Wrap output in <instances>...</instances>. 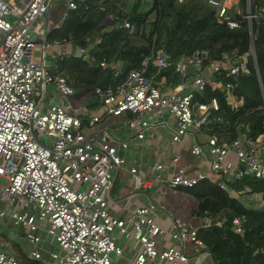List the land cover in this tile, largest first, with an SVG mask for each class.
I'll use <instances>...</instances> for the list:
<instances>
[{
	"label": "built area",
	"instance_id": "2783aa9c",
	"mask_svg": "<svg viewBox=\"0 0 264 264\" xmlns=\"http://www.w3.org/2000/svg\"><path fill=\"white\" fill-rule=\"evenodd\" d=\"M55 1L0 0V178L7 181L0 184V234L8 220L20 225L32 246L27 258L36 264H150L152 260L203 264L181 247L185 240L201 246L197 228L173 220L169 230L163 229L151 217L157 211L151 203L135 207L124 217L110 210L113 171L122 168L126 151L131 145L137 147L136 142L132 138L115 139L107 128L87 137L81 132L83 117L70 113L68 101L65 105H44L50 84L64 99L75 92L65 77L49 68L47 34L40 35L39 42L32 35L34 24L46 18ZM85 1L64 0L61 23L68 11ZM206 3L215 10L217 22L230 29L239 28L244 20L250 27L253 20L264 16L260 11H251L250 0H245L244 8L239 0ZM121 26L132 28L127 18L122 19ZM99 42L100 38L96 43ZM249 54L253 56L252 50L218 62L209 57L208 49L197 48L190 55L170 60L162 48H157L119 82L94 88L101 113L91 115L87 123L92 126L104 117L130 112L132 116L126 123L135 131V138L142 139L144 131L152 126L145 114L153 111L159 116L166 111L175 120L173 142H181L189 131L206 137L205 148L193 142L189 151L195 158L207 159V171L190 175L188 169L193 163L187 162L165 177L163 164L155 162L149 166L152 177L146 178L134 166L129 172L136 188L157 183L163 193L166 188L190 187L206 179L229 192L227 181L244 176L264 179V135L252 139L240 132L234 138L218 137L211 132L212 122L220 120L214 117L219 108L217 99L193 100L195 93L210 83L221 87L231 108L240 106L242 98L232 93L234 85L213 82L204 70L208 69L210 75L247 74L245 59ZM100 66H105V61ZM150 66L156 72L174 67L179 83L164 89L155 80L154 72L149 73ZM117 74L118 71L114 73ZM188 77L192 89L183 91ZM261 89L264 99V88ZM178 159L175 154L172 161ZM260 208L264 211V197ZM224 220L205 214L200 227L220 225ZM231 224L235 232L241 233L243 216H234ZM42 233L54 239L61 254L44 250L47 256L44 255ZM165 234L178 245H163L161 236ZM120 237L132 238L139 245L134 257L124 263L115 261L122 255ZM0 264L21 263L0 250Z\"/></svg>",
	"mask_w": 264,
	"mask_h": 264
},
{
	"label": "trees",
	"instance_id": "16d2710c",
	"mask_svg": "<svg viewBox=\"0 0 264 264\" xmlns=\"http://www.w3.org/2000/svg\"><path fill=\"white\" fill-rule=\"evenodd\" d=\"M245 7V0H239ZM121 0H86L77 9L67 12L62 23L52 29L48 42L70 41L72 46L84 49L81 54L67 53L48 59L50 70L67 79L76 95H90L96 86L104 87L119 82L131 68H137L157 48H162L170 60L190 55L197 48L209 50L215 61L238 58L250 52L254 57L245 59L249 73L237 76L210 75L213 82L232 83V93L242 98V104L231 108L220 86L207 84L202 92H196L194 101H208L215 97L219 108L212 122V133L218 137L234 138L240 132L254 139L264 135V16L253 20L250 27L244 20L237 29L218 23L215 10L206 0H151L150 4L135 2L122 10ZM250 9L264 15V0H250ZM114 12L113 20L103 23L107 13ZM151 17H153L151 19ZM127 18L131 29L121 26ZM252 32V38L251 33ZM96 33L99 43L90 44L86 35ZM105 61V66L100 62ZM255 65L258 69L256 73ZM118 74L114 75L115 69ZM155 80L161 78L171 88L179 83L174 67L157 71L151 66ZM231 192L221 189L217 183L203 179L182 189L195 198L193 214L203 217H224L220 225L200 227L197 237L199 249L208 253L214 264H264V211L251 200L244 202L240 196L260 194L264 197V179L244 176L227 182ZM237 196L236 198L233 196ZM243 216V231H234L231 220Z\"/></svg>",
	"mask_w": 264,
	"mask_h": 264
},
{
	"label": "crops",
	"instance_id": "0c3cea01",
	"mask_svg": "<svg viewBox=\"0 0 264 264\" xmlns=\"http://www.w3.org/2000/svg\"><path fill=\"white\" fill-rule=\"evenodd\" d=\"M59 1L62 2L54 3L47 16H45L46 18H41L40 21L34 24L32 35L36 40H39L40 35H48L52 29L60 25V20L64 12V0ZM108 13L107 15H109ZM110 14L114 15L115 13L111 12ZM111 17L112 18H110L108 22L113 20V16ZM106 25L107 23L105 26ZM97 39L98 36L94 32H90L86 35V40L90 44H95ZM83 51L84 49L82 48L72 46L70 41H49L47 52L48 57L52 58L55 56H63L69 52L73 54H81ZM116 71H119V68H116L115 72ZM204 72L210 77V71L208 69H205ZM157 82L164 89L171 88L164 82L163 78ZM191 89L192 82L191 78L188 77L185 81L183 91ZM47 93H51L49 101L46 100ZM54 93H56L57 96H55ZM74 93L76 94V92ZM77 96L82 103L74 114L83 117L81 132L84 128H86L85 130L87 132H82L83 134L87 137H92L99 129L107 128L115 139L124 140L132 138L133 142H136L137 147L131 145L126 151L125 161L122 168L113 171V185L110 193L111 200L109 201L110 210L117 217H124L135 207L145 206L151 203L157 208V211L153 212L151 217L158 222L163 229L169 230L173 220H178L180 223L186 224L190 227H195L197 229L200 228L203 217H198L193 214L196 200L186 193L182 187L174 189L165 187L166 189L163 190V193L157 183H152L148 188H136L134 178L129 172V169L135 166L140 176L151 178L153 172L149 171V166L155 162H160L164 166L162 174L165 177H169L178 167L183 168L187 162H192L193 167L188 169L190 175L205 172L208 169L207 159L195 158L191 155L189 149L193 142H198L205 148L206 137L201 133L189 131L183 137L181 142H173L171 140V132L175 127V120L166 111L159 116L153 111L145 114V118L151 122L152 126L144 131L145 136L142 139H136L135 131L126 123V121L132 116L130 112H125L118 116L104 117L94 125L89 126L87 123L89 117L91 115L100 114V106L93 93L88 96ZM52 103L65 105L67 104V100L62 98L53 88L50 91H47L44 97V105ZM95 125L97 127L91 130L90 128H93ZM211 130H213V128ZM175 154L179 155V159L176 162H173L172 158ZM229 192H231V189ZM233 197L236 198L237 196L234 195ZM262 198L261 193L245 194L243 196V201L249 203L251 200H254L258 203L257 206L260 207ZM2 231L3 232L0 235L3 240L0 242V250L14 255L21 264H36V262L28 260L27 253L24 252L23 247L17 240L19 237L25 239L24 229L20 225L14 224L12 221L8 220L6 222V227L3 228ZM161 242L165 246L178 245V242L172 240L169 234L161 236ZM118 244L122 248V255L115 258V261H118L119 263H124L125 260L134 257L139 247L138 242L132 238L126 239L120 237ZM181 247L193 260L196 259L202 261L203 264H214L208 253L202 252L199 249V246H195L189 240L182 242ZM150 264L163 263L152 260Z\"/></svg>",
	"mask_w": 264,
	"mask_h": 264
},
{
	"label": "rangeland",
	"instance_id": "374dc122",
	"mask_svg": "<svg viewBox=\"0 0 264 264\" xmlns=\"http://www.w3.org/2000/svg\"><path fill=\"white\" fill-rule=\"evenodd\" d=\"M56 2H60L61 3L62 1H59V0L57 1L56 0L55 3ZM121 2H123L122 3V10L127 11V9L130 7V5H132L135 2H139V4L142 3V5H144V4H150L151 0H121ZM106 18L107 19L104 20L103 23H108V21L112 17L110 15H106ZM152 18L153 17H151V19ZM38 21H40V19ZM36 41L39 42V40H36ZM35 55H37V52H35ZM48 59H50V58L48 57ZM53 88H54V86L52 84H50V85L47 86V91H50ZM54 94H55V96H57L56 93H54ZM50 95H51V93H47L46 100H48V101L50 100V98H49ZM65 100L69 101V103L71 105V110H70V113L71 114H74L76 112V110L80 107V104L82 103V101L79 100V97L75 93L72 96L66 97ZM96 127L97 126L95 125L93 128H90V129L92 130V129H95ZM85 129L86 128H84L82 130L83 133H87ZM6 183H7V181L5 179L0 178V184H6ZM243 196L244 195H241L240 196V198L242 200H243ZM255 205H258V203H256ZM41 239H42V241H41V249H42V252L44 253L45 256H47V253H45L44 250L45 251L56 252L58 254H61L62 253L61 250L56 245V243L54 242V239L52 237H50L49 235H46V234L42 233L41 234ZM2 240H3V238L0 237V241H2ZM17 240L20 243V245L23 247L25 253H28L29 250H31L32 246H31V244L26 239L19 237Z\"/></svg>",
	"mask_w": 264,
	"mask_h": 264
},
{
	"label": "water",
	"instance_id": "95a60500",
	"mask_svg": "<svg viewBox=\"0 0 264 264\" xmlns=\"http://www.w3.org/2000/svg\"><path fill=\"white\" fill-rule=\"evenodd\" d=\"M250 33H251V38H252V32L250 30ZM251 50H252V54H253V57H254V47H253V44H252V47H251ZM255 58V57H254ZM255 69H256V73L258 75V69H257V66L255 65ZM259 76V75H258Z\"/></svg>",
	"mask_w": 264,
	"mask_h": 264
}]
</instances>
